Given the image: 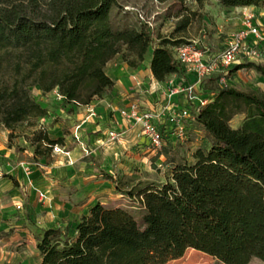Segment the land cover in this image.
<instances>
[{
	"label": "trees",
	"instance_id": "1",
	"mask_svg": "<svg viewBox=\"0 0 264 264\" xmlns=\"http://www.w3.org/2000/svg\"><path fill=\"white\" fill-rule=\"evenodd\" d=\"M216 1L225 8L264 7V0ZM114 7L117 0H47L36 16L17 8L0 11V50L17 58L18 76L27 74L0 89V122L10 136L25 118L40 122L48 116L29 87L37 85L43 94L58 90L66 104L89 105L112 89L106 66L117 56L137 69L153 49L150 69L156 81L183 77L172 48L184 43L163 39L155 44L146 24L114 31ZM241 69L264 77V67L253 62L236 66L230 76ZM240 104L246 117L232 129L228 122L241 112L233 111ZM194 121L210 135L211 146L198 149L194 163L175 164L166 183L137 182L124 189L105 174L138 202L141 222L127 209L97 204L75 226L43 232L37 244L40 264H166L190 249L223 264L264 263V96L222 86ZM39 128L31 140L34 159L48 161L61 140Z\"/></svg>",
	"mask_w": 264,
	"mask_h": 264
},
{
	"label": "crops",
	"instance_id": "2",
	"mask_svg": "<svg viewBox=\"0 0 264 264\" xmlns=\"http://www.w3.org/2000/svg\"><path fill=\"white\" fill-rule=\"evenodd\" d=\"M227 9L232 29H243V15L251 12L264 30V7ZM151 59L152 54L137 69L120 59L109 62L106 74L114 85L89 105L66 104L54 92L38 90L37 102L48 112L41 125L61 140L58 146L63 152H53L51 160L36 161L30 145L10 144L8 131L0 130V264H40L36 239L45 230L75 226L97 204L121 207L116 204L126 201L105 174L117 183L129 179L137 183L144 180L143 171L153 161L165 159L162 152L156 157L140 126L121 111L154 110L165 119L170 107L185 106L184 96L174 94L171 84L186 86L195 79L186 76L183 84V77L174 74L160 83L152 75ZM243 121L232 129L240 128ZM110 132L120 134V139L111 142Z\"/></svg>",
	"mask_w": 264,
	"mask_h": 264
},
{
	"label": "rangeland",
	"instance_id": "3",
	"mask_svg": "<svg viewBox=\"0 0 264 264\" xmlns=\"http://www.w3.org/2000/svg\"><path fill=\"white\" fill-rule=\"evenodd\" d=\"M46 1L47 0H0V11L17 8L19 11L31 13L36 16L45 10ZM117 2L119 7H114L110 12L112 29L114 31L140 30L143 25L149 24L153 31L155 44H158L163 39L186 44L195 43L199 46H205L215 53H219L223 50L232 36L240 30L231 28L230 25L232 21L229 20V15L225 14L228 9L223 7L216 0H208L202 4H198L195 0H187L185 3L179 0H168L163 3L149 0H117ZM224 16L226 19L222 20ZM152 50L153 49H150L148 51L146 57L152 54ZM8 52L10 53H7V50H0V89L5 86H11L14 81L27 78L25 72H23L21 76L16 74L17 58L11 55V50ZM262 53L264 55V52ZM115 59L123 61L121 56H117ZM252 62L264 67L263 56ZM32 80V78L26 79L27 84H31ZM166 80H168V78ZM222 86H229L238 91L254 92L264 96V77L255 70L249 69H241L240 72L236 73L234 76L226 77L223 85H220L219 76H212L206 79L203 86L200 88V95L213 98ZM39 89L40 87L37 85L29 87L30 95L36 102L40 99V94L37 93ZM236 110H241V112L234 115L228 122L231 128L241 123L246 117L244 113L246 108L243 104H240L237 109H233V111ZM41 122L42 120L39 122L37 118L30 116L16 125L11 136V132L8 131L1 122L0 130L8 131V140L10 144L21 142L25 145L26 142L32 147L31 140L33 139V134L35 131L40 130L39 126ZM171 132H173V130H166V136L168 137ZM211 141L210 135L203 126L197 122L190 123L186 121L183 138L165 141L164 147L155 153L157 154L156 157H158V154L161 152L165 153V159H162V162H157V164L153 161L151 168L148 171H143L142 176L144 180H140L139 182L152 183L155 185L166 183L167 178L171 174L172 167L175 164L194 163V153L198 149H209ZM25 146L27 147V145ZM120 181V186L126 189H130L136 184V181L133 179ZM125 200L126 201L122 200L118 202L116 205L131 211L134 217L141 222V211L139 210L138 202L131 201L128 197H126ZM107 207L115 208L116 206L111 205ZM39 239L40 237L37 238L36 241L38 242ZM166 264L223 263L209 255L190 249L187 250L181 258ZM250 264L264 263L258 259H254Z\"/></svg>",
	"mask_w": 264,
	"mask_h": 264
},
{
	"label": "built area",
	"instance_id": "4",
	"mask_svg": "<svg viewBox=\"0 0 264 264\" xmlns=\"http://www.w3.org/2000/svg\"><path fill=\"white\" fill-rule=\"evenodd\" d=\"M146 25L150 27L149 24ZM262 52H264V30L255 22L254 13L247 12L243 15V29L236 32L219 53L195 43H184L172 48L174 60L184 69L182 83L187 81L186 76H192L195 79L193 83L186 86H181L179 83L171 84L174 94L184 96L183 108L170 107L165 119L154 110L141 112L135 109L123 110L121 115L139 125L149 146L154 151H159L164 147L165 141L182 139L186 121H194V114L208 104L210 98L200 95V88L206 79L219 76L220 85H223L224 79L230 76L231 70L243 63L260 59L263 56ZM53 92L57 100L64 102V97L58 90ZM94 115V111L90 110V116ZM169 126L175 130L167 137L166 130ZM108 137L111 142H114L120 139V134L110 132ZM53 152L62 153L63 151L56 145Z\"/></svg>",
	"mask_w": 264,
	"mask_h": 264
}]
</instances>
